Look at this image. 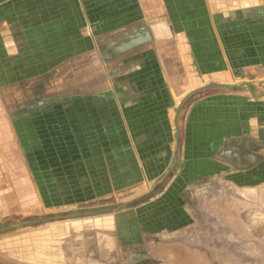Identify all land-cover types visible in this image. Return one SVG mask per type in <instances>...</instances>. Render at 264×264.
Here are the masks:
<instances>
[{"label": "crops", "instance_id": "obj_1", "mask_svg": "<svg viewBox=\"0 0 264 264\" xmlns=\"http://www.w3.org/2000/svg\"><path fill=\"white\" fill-rule=\"evenodd\" d=\"M6 8L14 10L6 18L9 24L33 25L38 30L50 26L58 29L55 30L58 35L64 33L61 27H87L81 32L91 36V63L75 61L50 71L40 81L44 86L41 91L87 89L91 92V152L93 147L104 154L116 148L115 152L120 154L135 155L141 176L149 171L148 174L157 178L149 189L131 199L132 203L85 211L91 205L79 203L77 164L56 162L55 168L50 165L47 170L73 171L69 175L57 174L61 177L47 172L46 181L42 179L41 185L58 187L45 188V195H52L48 197L51 200L59 198L63 204L39 213L48 218L26 225L22 237L10 240L7 246L0 243V254L1 250L7 251L8 256L0 257L1 261L124 264L122 261L127 258L120 255L119 233L124 234L126 242L130 238L127 234L134 229L141 236L164 231L144 228V216L138 217L144 210L141 207L162 197L161 202L168 201L167 211L158 205L152 215L167 217L169 221L162 220L161 224L169 232L186 229L191 216L185 205H177L182 202V193L192 185L214 178L234 186L233 196L238 199L234 198L230 205L233 226L245 227L237 218L252 206L249 211H263L255 215L258 218L255 224H259L255 228H261L264 223L261 209L264 207L261 205L264 202V0H0V10ZM22 35L26 40L25 29ZM13 37H8L9 57L19 56L18 49L12 48ZM138 39L144 40L118 52L123 44ZM101 56L119 59L118 83L110 81ZM135 59L134 65L131 64ZM82 76H87L90 86L71 85L79 83ZM43 100L41 105L54 103L53 98ZM109 131H114L113 137L119 139L114 146L112 142L106 146V142L96 139L107 136ZM93 159L97 161L98 157ZM96 163L91 171L97 170ZM105 168L108 169L104 161L100 169ZM14 185L7 183L8 187ZM86 185L91 187V182ZM63 186L75 188L65 197V191L59 188ZM250 189L255 195L245 200L242 192ZM87 191L89 197L84 201H91V189ZM17 192L9 188L0 196L3 199L0 223L9 220L11 214L4 211L13 209L14 202L10 200L14 201ZM133 211L141 225L136 223L128 230L118 226L117 218ZM50 214L59 215L50 217ZM95 221L99 229H91ZM177 259L203 261L202 257Z\"/></svg>", "mask_w": 264, "mask_h": 264}, {"label": "rangeland", "instance_id": "obj_2", "mask_svg": "<svg viewBox=\"0 0 264 264\" xmlns=\"http://www.w3.org/2000/svg\"><path fill=\"white\" fill-rule=\"evenodd\" d=\"M10 12L14 10L10 11L7 8L0 10V196L9 188L17 189L18 192L13 197L14 201L10 200V203L14 202L13 209L4 211L11 214L9 220L0 223V243H4L5 246L10 240L22 237L26 232L24 231L26 225L39 223L48 218L40 215L41 213L50 208L57 209L63 204L59 198L51 200L49 198L52 195L46 196L44 193L45 188L56 190L58 187L41 185L42 179L46 181L47 172L52 173L54 177H61L57 175L60 173L69 175L73 172L61 168L46 169L50 165L55 168L53 166L56 162L77 164L79 169L76 172L80 174L79 203L81 206L91 205V208H86L89 210L85 211L104 205L120 206V203H129L131 199L149 189L157 178L151 173L148 174L149 171H145L144 176H141L137 161L134 160L135 155L120 154L115 152L116 148L104 154L99 153L98 147H93L91 152V92L86 91L87 89L41 91L44 86L40 81L50 71L63 64L71 65L75 61L76 63L80 61V64L91 63V36L82 34L87 27L81 25L61 27L60 31L64 30V33L58 35L59 33L55 31L58 29L50 26L38 30V27L33 25L25 27L9 24L6 18ZM24 29L26 40L22 35ZM8 37H13L12 48L18 49L16 54L19 56H7L11 46ZM113 58L100 57L111 76L110 81L116 84L120 81V63L119 59L114 61ZM135 62L136 59L131 64L134 65ZM71 85L88 87L91 81H88L87 76H82L79 83ZM45 98H53V105H41ZM107 133V136L102 135L96 139L106 142V146L110 142L112 146L115 145L114 142H119V139L113 137L116 134L114 131ZM93 157H98L97 161ZM104 161L108 169L102 170L100 167ZM93 163L97 166L95 172L91 171V166L95 165ZM94 181L96 185H93ZM86 182H91V187L90 185L87 187ZM7 183L16 185L8 187ZM59 188L65 191L63 194L68 197L71 189L75 187ZM233 188V185L220 178L190 186L185 194L182 193L183 199H180L182 202H178L177 205L187 207L191 224L186 229L174 232L167 231L164 229L167 228L164 223L161 224L162 220L169 221L167 217L164 219L152 215L154 207L157 208L158 205L166 212L168 201L161 202V197L141 207L144 210L138 213V217L141 214L144 216L142 220L144 228L164 231L141 236L136 235L134 229L127 234L130 238L126 242L124 234L118 232L117 244L121 248V257L129 258L131 253L137 254L135 251L131 252L129 248L125 249V244L135 249L139 246L147 247L148 243L151 244L150 247L161 248L169 243H176L174 246L177 256L202 257L210 260L176 261L177 264H264V223H261V228H255L259 226L255 224L258 222L255 215L263 211H249L252 209L251 206L237 218L245 227L233 226L230 205L234 198L238 199L237 196H233ZM89 189L91 201H84L89 197L87 191ZM254 193L253 189L244 190L242 198L252 199ZM261 205L264 206V202ZM261 209L264 210V207ZM58 215L50 214V217ZM117 220L118 226L128 230L136 226L137 215L133 211L119 216ZM189 222L188 219L186 225ZM137 224L141 225L139 221ZM97 225V221L92 222L91 229H99ZM6 252L1 250L0 257H8L5 255ZM155 255L169 256L167 251Z\"/></svg>", "mask_w": 264, "mask_h": 264}, {"label": "flooded vegetation", "instance_id": "obj_3", "mask_svg": "<svg viewBox=\"0 0 264 264\" xmlns=\"http://www.w3.org/2000/svg\"><path fill=\"white\" fill-rule=\"evenodd\" d=\"M174 244L176 243H169L164 248H161L160 246L150 247L151 244L148 243L147 247L139 246V247H135V249H131L132 247L131 245H130L131 247H129V245L128 246L125 245L124 247L129 248L131 252L133 251L137 252V254L131 253L132 254L131 257L127 258L126 261H122V262L124 264H150V263L151 264H177L176 261H182V260L177 259L181 256H177L176 246H174ZM166 251L168 252V255H169L168 257H158L155 255V253L157 255L164 254V252ZM202 260L210 261L207 258H202ZM163 261H166V262L163 263ZM0 264H12V263H6L0 260Z\"/></svg>", "mask_w": 264, "mask_h": 264}, {"label": "water", "instance_id": "obj_4", "mask_svg": "<svg viewBox=\"0 0 264 264\" xmlns=\"http://www.w3.org/2000/svg\"><path fill=\"white\" fill-rule=\"evenodd\" d=\"M144 39H138V40H134L131 41L129 43H125L122 46L119 47L118 52L124 51L126 49L132 48L137 46L138 44H140Z\"/></svg>", "mask_w": 264, "mask_h": 264}, {"label": "trees", "instance_id": "obj_5", "mask_svg": "<svg viewBox=\"0 0 264 264\" xmlns=\"http://www.w3.org/2000/svg\"><path fill=\"white\" fill-rule=\"evenodd\" d=\"M7 221V220H6Z\"/></svg>", "mask_w": 264, "mask_h": 264}]
</instances>
